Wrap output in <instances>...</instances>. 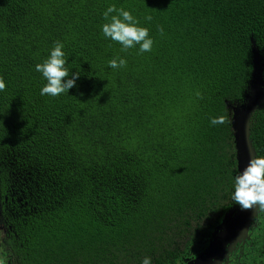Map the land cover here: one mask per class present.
Instances as JSON below:
<instances>
[{
	"label": "trees",
	"instance_id": "1",
	"mask_svg": "<svg viewBox=\"0 0 264 264\" xmlns=\"http://www.w3.org/2000/svg\"><path fill=\"white\" fill-rule=\"evenodd\" d=\"M110 4L148 28L151 51H121L103 36ZM253 39L264 79V0H0V185L13 194L2 217L12 263L186 264L199 255L237 205L228 104L247 101ZM57 42L79 76L69 93L41 96L35 65ZM120 57L124 67L108 66ZM216 116L224 123L210 125ZM251 127L264 156V102ZM235 250L227 264H264V212Z\"/></svg>",
	"mask_w": 264,
	"mask_h": 264
},
{
	"label": "clouds",
	"instance_id": "2",
	"mask_svg": "<svg viewBox=\"0 0 264 264\" xmlns=\"http://www.w3.org/2000/svg\"><path fill=\"white\" fill-rule=\"evenodd\" d=\"M102 15L106 21L101 25L103 36L119 43L121 51L137 46L140 53L151 51L153 39L149 36L148 28L140 26L138 19L130 11L110 4ZM145 20L150 21L151 16H146ZM66 64L67 57L63 51V44L57 42L49 51L47 58L35 65V70L46 80L40 88L41 96L56 97L69 93V89L74 87L79 74L77 72L70 74ZM125 65L126 60L123 57L108 61V66L112 69L122 68ZM5 87L4 80L0 79V91ZM223 123V116L209 119V124L212 126ZM233 180L231 201L239 205L241 210L255 208L256 213L264 212V156L254 155L250 158ZM141 264H152L151 258L144 257Z\"/></svg>",
	"mask_w": 264,
	"mask_h": 264
},
{
	"label": "water",
	"instance_id": "3",
	"mask_svg": "<svg viewBox=\"0 0 264 264\" xmlns=\"http://www.w3.org/2000/svg\"><path fill=\"white\" fill-rule=\"evenodd\" d=\"M253 76L249 86L247 101L243 105L232 106L231 125L237 156L238 171H242L250 158L257 155L251 138V121L257 109L264 102V79L261 70V58L254 39ZM259 213L255 208L241 210L239 205L230 208L222 222L213 231L207 247L186 264H227L239 243L249 238V233ZM255 217V218H254Z\"/></svg>",
	"mask_w": 264,
	"mask_h": 264
},
{
	"label": "flooded vegetation",
	"instance_id": "4",
	"mask_svg": "<svg viewBox=\"0 0 264 264\" xmlns=\"http://www.w3.org/2000/svg\"><path fill=\"white\" fill-rule=\"evenodd\" d=\"M9 196L13 197V194L4 193L0 185V264H13L12 262L15 259V256L12 254V249H10L7 246V240L9 235L7 233V230L2 224L3 209H7L8 207ZM11 200H12L11 202L15 203L14 199ZM231 259H232V254L228 260V263L230 262Z\"/></svg>",
	"mask_w": 264,
	"mask_h": 264
}]
</instances>
